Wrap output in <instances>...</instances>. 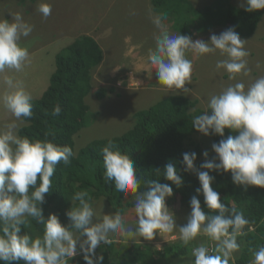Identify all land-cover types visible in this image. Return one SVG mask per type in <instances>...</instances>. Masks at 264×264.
Returning a JSON list of instances; mask_svg holds the SVG:
<instances>
[{
	"label": "clouds",
	"instance_id": "obj_1",
	"mask_svg": "<svg viewBox=\"0 0 264 264\" xmlns=\"http://www.w3.org/2000/svg\"><path fill=\"white\" fill-rule=\"evenodd\" d=\"M141 2L147 8H152L151 0ZM241 7L247 12L264 10V0H241ZM38 11L47 19L52 14V6L47 2L41 3ZM10 15L11 20L0 19V74L5 73L6 69L22 72L30 63L29 50L21 46L20 41L22 37H28L32 33L33 26L25 22L20 13ZM106 17L105 14L102 18ZM165 19V16L153 19V23L160 29L159 35L155 37L156 47L155 50H149V55L142 56L147 55L145 62L154 72L158 82L155 93L161 95L160 100L180 92L198 100L197 106L201 109V115L193 118L192 125L198 130L193 139L201 144V160H205L200 165V171L194 164L197 154L183 153L184 171L196 173L201 185L196 189V193L202 192L207 208L216 210L217 214H206L201 208L198 196L194 195L190 200L191 213L187 223L178 226L174 214L167 206L171 200L166 197L173 195V188L169 184L160 183L159 180L142 181L137 175L132 158L122 154L109 140L102 148V173L105 170L106 181L114 183L117 191L134 197V201L129 204L135 209V228L124 220L127 217L124 203L121 214H115L113 210L115 215L104 214L102 219L99 218L86 191L76 192L72 197V201H78V206H71L66 212L70 224H62L59 217L52 213L45 218L42 205L45 194L52 188L56 166L61 161L68 165L75 153L71 146H61L47 139L32 140L19 134L16 121L23 124L22 118L32 117L33 96L26 90L23 81L4 75L3 84L11 90L0 96V101L15 120L0 128V261L5 264L13 261H23V264H69V260L78 254L79 245L86 264H102L103 256L97 255L96 250L101 245H110L113 236H119L125 241H135L139 236L150 241L157 234L161 236L164 233H173L178 227L184 245L202 235L216 242L215 247L211 248L203 244L195 246L192 250L194 264H235L234 253L240 250L237 237L246 235L244 229L250 225V221L245 218L243 212L237 211L234 206L229 208L222 202L220 194L211 186L215 177L209 173L231 171L233 183L243 186L245 190L248 186L264 188V76L257 78L247 90L244 83L230 85L221 93L212 95L207 106H200L199 97L189 93L192 91L189 84H192L193 64L186 57V53L191 51L197 55H205L219 50L227 59L218 61L216 67L225 69L231 80L235 79L237 74L247 76L250 72L246 59L249 52L245 48V40L241 39L233 27L219 35L212 34L208 42L202 39L193 40L198 35L197 32L192 36L172 35L171 28L168 31L163 25ZM101 20L92 30L80 32L73 39L90 35L99 42L104 57L111 56L113 52L108 51L111 48L110 37L107 43H104L96 33L97 27L105 33L106 26ZM219 24L220 21L209 23L210 26L200 24V27H208L200 33L207 34ZM225 26L229 27V24ZM76 39L69 41L65 47ZM103 62L104 59L92 71V77L94 73V80L99 83H102L100 76L108 78L107 73H102L104 67L99 68ZM98 70L102 71L99 72V77L96 75ZM132 74L129 72L128 78ZM102 85L114 87L116 97L122 92L118 91L119 86L115 82L112 86L104 83ZM126 85V89H138L136 82ZM61 111V106L57 104L53 108V115H59ZM226 128L238 135H229L218 143L214 142V135L223 137ZM47 135L49 133H45V136ZM204 143H207L209 153L204 151ZM214 153L216 155L208 159V156ZM157 172L159 173V170ZM163 175L177 188L182 186L183 178L172 163L165 165ZM142 183L147 186V190L140 191ZM178 200L180 201L179 198ZM28 217L44 225L42 238L33 239L26 232L21 234L22 225L27 224ZM167 236L173 238L175 235ZM253 256L251 264H264V245L259 246Z\"/></svg>",
	"mask_w": 264,
	"mask_h": 264
},
{
	"label": "trees",
	"instance_id": "obj_2",
	"mask_svg": "<svg viewBox=\"0 0 264 264\" xmlns=\"http://www.w3.org/2000/svg\"><path fill=\"white\" fill-rule=\"evenodd\" d=\"M224 1L227 0L216 2L205 10L224 15L220 24L223 26L229 24L228 28L233 27L240 37H249L254 33L264 15V10L247 12L244 7H235ZM151 5V13L154 16L166 17L163 24L171 28L172 35L192 36L194 32L208 29V27H200L199 10L191 0H151ZM204 25L210 26L209 23ZM112 31L115 35L112 37L111 48L108 51L117 53L120 46H123V50L127 49L129 44L119 45V39L126 38L130 31L117 27L112 28L110 34ZM55 39L56 36L53 35L51 41ZM153 43L156 45L155 40L148 47L149 50H155V47H152ZM103 59L102 47L90 35H82L74 43L61 48L55 55L54 71L47 89L40 97L33 99L32 117L22 118L24 123L18 129L21 136L32 140L47 139L61 146L68 145L75 153L68 165L61 161L56 166L52 177V188L45 194L42 205L45 218L52 213L59 217L62 224H70L66 212L71 206H78V201H72V197L80 191L89 193L93 206L98 199L103 198L113 208L115 214L117 212L121 214L125 198L132 196L117 191L114 183L106 181L105 170L102 173L104 168L102 148L109 140L122 154L132 158L137 175L142 181L159 180L160 183L169 184L173 188V195L166 198L171 200L177 196L182 205L191 210V197L197 195L201 208L206 214H217L216 210L207 208L203 193H196V189L201 187L196 173L184 171L183 153L197 154V159L194 161L197 169L201 165L197 160L201 159L203 154L201 144L193 139L198 130L192 125V121L195 116L201 115L197 99H191L183 93L170 94L148 108L138 110L134 114L135 123L125 133L94 139L78 153L75 152L74 136L87 125L90 107L86 99L92 90V71L102 63ZM109 92L115 93L116 96L114 87L109 89L100 87L97 90V98L103 99ZM57 104L61 106L62 111L59 115H53V108ZM45 133L49 135L45 136ZM229 135L235 136L238 133L226 128L224 136L214 135L213 141L218 143ZM215 155V153L209 155L208 159ZM204 160L205 158H202V161ZM168 163H172L183 178L180 188L163 175L165 165ZM204 171L208 170L204 169ZM209 174L215 177L211 186L220 194L222 202L229 208L234 206L237 211L243 212L245 218L250 221V225L244 229L246 235L237 237L240 250L234 253V259L235 264H251L254 259L253 253L259 246L264 245V188L248 186L245 190L243 186L233 183L231 171L223 173L210 171ZM143 190H147V186L142 183L140 191ZM27 221V224L22 225L21 234L26 232L33 239L42 238L44 225L31 217H28ZM112 241L110 245H101L96 250L97 255L103 256L102 264H158L161 257L170 252L177 256H188L190 264L195 262L192 250L197 246L196 239L188 245H184L182 240H179L162 249L155 248L145 240L125 241L117 237ZM215 243L209 238L205 246L215 247ZM77 251L78 254L69 260V264H86L79 245ZM0 264L5 262L0 261ZM8 264H23V261L8 262Z\"/></svg>",
	"mask_w": 264,
	"mask_h": 264
},
{
	"label": "rangeland",
	"instance_id": "obj_3",
	"mask_svg": "<svg viewBox=\"0 0 264 264\" xmlns=\"http://www.w3.org/2000/svg\"><path fill=\"white\" fill-rule=\"evenodd\" d=\"M141 1L0 0V19L11 20L10 13H20L25 22L33 26L32 33L28 37H22L20 41L21 46L29 50L30 63L25 66L22 72L6 69L5 73L0 74V96L11 90L3 84L4 75H10L16 80L23 81L24 87L32 94L33 99L41 96L44 89L49 85L50 75L54 71L56 53L65 47L69 41L72 42L76 39L77 37L73 39L75 35L92 30L102 19L101 23L106 26L105 33L99 27L96 28L100 41L107 43L109 37L112 40L115 35L113 31L110 34L112 28H121L128 32L130 31V33L126 38L119 39V45L128 43L129 49L123 50V46H120L117 53H111V56L104 57V62L99 67H104L103 72L101 70L96 72L97 76L99 72L107 73L108 78L103 76L101 78L100 76L102 83L94 80L93 73V90L86 99V103L90 107L87 125L74 136L75 152L78 153L82 147L94 139L125 133L134 124V113L161 99V95L155 93L158 82L155 80L154 72L148 68L149 66L145 62V58L149 55L150 48L148 47L155 40V37L159 35L160 29L153 23V19L156 16L154 17L151 9L144 6ZM191 1L199 10L201 26H205L204 24L206 23L215 24L224 19L225 16L219 12L205 10V7L216 1L221 2V0ZM229 1L232 6L241 7V0H227L224 2ZM44 2L52 6V14L47 19L38 11L39 5ZM105 14L107 17L102 18ZM36 27L38 28L36 29ZM164 27L168 31L171 30L166 25ZM227 29L228 27L225 25L219 24L207 34L197 32L198 35L196 33V37L193 40L202 39L208 42L212 34L219 35ZM53 35L56 36V39L51 41ZM71 39L73 40L71 41ZM241 39L245 40V48L249 52V56L246 59L250 72L247 76L237 74L235 79L230 80L228 78L229 74L225 69H217V62L227 59V56L221 55L219 50L205 55H197L191 51L186 53V57L193 64L192 84H189L192 86L190 88L192 91L189 93L199 97L200 106H207L212 95L221 93L230 85L244 83L245 90H247V87L257 78L264 76V15L254 33L247 38L241 37ZM114 40L118 41L117 38H114ZM152 47H156L155 43H153ZM145 54H147L146 57H143L142 55ZM129 72L133 73L130 78H128ZM113 82L119 86L118 91H122L119 97H116L113 92L107 93L103 99L96 97L98 88L107 87L109 89L108 86L102 85L103 83L112 86ZM129 82L131 84L136 82L138 89H126V84ZM141 87H149L150 89ZM14 120L15 117L0 101V128ZM16 122L20 128L21 122ZM203 145L204 151L209 153L207 143ZM198 162L202 164L204 161L200 159ZM198 169L202 170L200 166ZM129 198L124 200L127 216L124 220L135 228L137 220L134 215L136 213L134 206L132 207L129 204V202L134 201V197ZM167 206L174 214L175 222L178 226H183L187 223L191 210L182 206L177 197L171 199ZM93 208L101 219L104 214L115 215L112 207L103 198L98 199ZM173 233H164L161 236L157 234L150 241L139 236L135 240L140 242L143 240L149 241L155 248L162 249L164 246L181 240L178 227ZM167 235L175 236L172 238ZM117 237L119 236H113L112 240H116ZM208 241L209 238L207 236L202 235L196 238L197 246L206 245ZM188 258V256H177L170 252V254L162 256L158 264H190Z\"/></svg>",
	"mask_w": 264,
	"mask_h": 264
},
{
	"label": "built area",
	"instance_id": "obj_4",
	"mask_svg": "<svg viewBox=\"0 0 264 264\" xmlns=\"http://www.w3.org/2000/svg\"><path fill=\"white\" fill-rule=\"evenodd\" d=\"M211 248V247H210Z\"/></svg>",
	"mask_w": 264,
	"mask_h": 264
}]
</instances>
